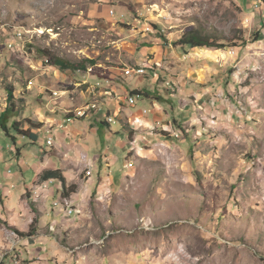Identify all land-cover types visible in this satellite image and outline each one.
I'll return each instance as SVG.
<instances>
[{
	"label": "rangeland",
	"instance_id": "obj_1",
	"mask_svg": "<svg viewBox=\"0 0 264 264\" xmlns=\"http://www.w3.org/2000/svg\"><path fill=\"white\" fill-rule=\"evenodd\" d=\"M249 1L0 0V111L9 87L19 119L43 125L98 110L100 87L161 104L152 126L124 115L95 133L109 162L100 177L121 187L78 229V250L131 264H264V0ZM193 31L222 47L173 45ZM48 53L93 63L62 70ZM148 109L135 97L125 113Z\"/></svg>",
	"mask_w": 264,
	"mask_h": 264
},
{
	"label": "crops",
	"instance_id": "obj_2",
	"mask_svg": "<svg viewBox=\"0 0 264 264\" xmlns=\"http://www.w3.org/2000/svg\"><path fill=\"white\" fill-rule=\"evenodd\" d=\"M253 2L245 3L248 6ZM154 75L151 81L155 84ZM92 86L90 94L95 88ZM125 91L117 86L110 87V90L100 87L92 95L93 99H100L98 110L95 108L81 118L72 115L71 122L62 128L56 124L63 121V116L62 119L54 115L39 117L45 124L36 132L34 144L25 138L17 140V145L23 146L19 155L15 154L12 143L0 131V264H131L133 260L124 253L106 254L98 248L78 250L76 246L78 229L96 224L94 212L97 213L106 199L121 187V179L116 186L109 175L105 179L100 177L102 172L98 164L102 165L105 159L109 167L107 154L102 152L104 149H96L99 140L94 138L101 128L110 127L102 123L114 117L115 122L109 125L116 124L118 119L123 127L125 115L128 118L138 116L143 124L152 126L156 118L162 116L160 102L144 97L149 101L151 118L141 110L130 116L126 114L134 101L124 100ZM112 93L122 97H114ZM170 97L174 95L170 94ZM55 109L48 108L53 114H58L60 108ZM108 110L111 115H108ZM64 111L61 110L62 114ZM47 122L51 125L47 126ZM121 143L125 166V154L133 146L127 139ZM49 171L61 172L65 178V189L58 178L47 176ZM41 183H47L48 188H43ZM71 185L76 189L70 192ZM63 199L68 201V206L64 205ZM56 201H60L57 206L54 205ZM68 208L78 211L77 215H68Z\"/></svg>",
	"mask_w": 264,
	"mask_h": 264
},
{
	"label": "trees",
	"instance_id": "obj_3",
	"mask_svg": "<svg viewBox=\"0 0 264 264\" xmlns=\"http://www.w3.org/2000/svg\"><path fill=\"white\" fill-rule=\"evenodd\" d=\"M164 40L166 41V39ZM173 45L183 50H186L185 48H190V49L211 48L215 46H220L214 43L211 39L201 36L195 31L181 35L179 39L173 41ZM46 55H47L48 64L56 66L62 70L65 69L76 70L79 68L86 69L85 62L93 63L91 60L85 62H79V63H71L68 61H64L62 59L55 58L50 53ZM131 95L141 98L142 97L150 98V94L144 91L141 92L134 90L131 92ZM6 101H7L6 107L0 111V131L12 143L15 154L19 155L21 153L23 146H18L17 140L19 138H25L30 140L31 143L34 144L36 132L43 127V123L39 121L31 120L29 118L19 119L18 109L15 106V97L13 95L12 87H9L7 89ZM102 124L110 126L107 121L103 122ZM47 176L49 178L52 177L58 178L61 181V183L64 185V189H65V178L63 177L60 171H49L47 173ZM69 189L70 192L74 191L76 189V186L71 185ZM16 234L19 233L17 232Z\"/></svg>",
	"mask_w": 264,
	"mask_h": 264
},
{
	"label": "bare ground",
	"instance_id": "obj_4",
	"mask_svg": "<svg viewBox=\"0 0 264 264\" xmlns=\"http://www.w3.org/2000/svg\"><path fill=\"white\" fill-rule=\"evenodd\" d=\"M138 71H140V70H138ZM98 84V83H97ZM130 102H132V101H130ZM96 107V105L95 104H90V109H93V108H95ZM89 109V110H90ZM89 110H87V105L86 106H84V107H81L80 109H76L75 111H73V112H75L74 114H75V116H79V115H82V114H87V111H89ZM70 114V113H69ZM71 116L72 115H69V116H67V117H65L64 119H63V121H66V118H71ZM85 116V115H84ZM107 122L108 123H114L115 122V120L113 119V118H108L107 119ZM50 134V133H49ZM41 186L43 187V188H48V185H47V183H41ZM37 193H34V195H36ZM63 203H64V205L65 206H68V201L66 200V199H63ZM58 204H60V201H56V202H54V205L55 206H57ZM74 211L72 208H68L67 209V212H68V214H69V211Z\"/></svg>",
	"mask_w": 264,
	"mask_h": 264
},
{
	"label": "built area",
	"instance_id": "obj_5",
	"mask_svg": "<svg viewBox=\"0 0 264 264\" xmlns=\"http://www.w3.org/2000/svg\"><path fill=\"white\" fill-rule=\"evenodd\" d=\"M19 36V35H18ZM137 68H141L140 66H137ZM132 73H135V68H130L128 67L127 69H123V74L125 77H131V74ZM127 101H134V96L133 95H130L126 98ZM90 109V104H87V110ZM84 115L86 114H82V115H79L78 118H81L83 117ZM114 118V117H113ZM115 119V118H114ZM71 122V118H66V121H62L61 123H59V127L62 128L64 127L67 123H70ZM47 142V141H46ZM52 143H49V145H51ZM78 211H69V214L68 215H71V214H74V215H77Z\"/></svg>",
	"mask_w": 264,
	"mask_h": 264
}]
</instances>
